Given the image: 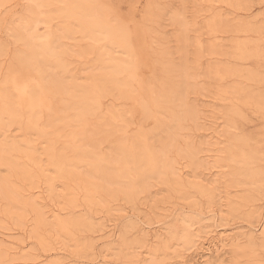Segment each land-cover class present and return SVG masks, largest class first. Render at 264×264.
I'll return each instance as SVG.
<instances>
[{"label": "bare ground", "instance_id": "6f19581e", "mask_svg": "<svg viewBox=\"0 0 264 264\" xmlns=\"http://www.w3.org/2000/svg\"><path fill=\"white\" fill-rule=\"evenodd\" d=\"M94 1L97 0L68 1L72 4V11H70L67 15L74 14L78 16V25H72L71 27L66 28V32H64L62 29H55L54 32H50L51 34L43 33V35H40L38 34L37 30L38 26L35 24L37 21L39 23L41 22V20L38 19L39 16H36V19L33 18V23L31 22L33 19L30 20L28 19L29 17L27 18V21L30 20L27 30V26L24 27L25 25H21L23 23V18L19 15V19L17 18V26L21 25V28H19L20 30L18 29L20 32L16 31V26L13 27V29L16 28V30H14L16 39L21 45V48H18L20 52H17L15 55L10 57L11 62L9 63V66L6 67V72H3L1 75L0 168L4 167L9 170V172L7 175L0 177V201H3L4 204L3 208L0 209V213L5 215V217L10 218L12 223L15 224L16 227H19V229L24 228L23 218L25 214L29 213V216L32 215V217H30L32 218L31 220L33 229L30 236L32 235L31 237L35 238L43 248H48L49 242L47 241L46 237L40 233L41 227H49L50 224L53 226L56 225L57 229L52 228L53 231H57V233L62 234L64 237H72L73 229H80L86 224L90 227H94L95 225L103 226V224L101 222L95 224L93 219L84 217L82 215L74 216L71 211L67 213H63L61 210L56 211L57 209L52 210L51 212L43 211L42 206H40L38 201H36L34 198L35 193L31 194L29 192V188L36 183L37 176L44 177L45 183L48 186L47 188L50 193H53L54 189L56 188L55 186H52L53 184L51 181L53 179H61L63 181L69 182V184L66 185L64 189L68 191L66 195L69 196L71 192L75 191L82 192L84 194V202L87 206L94 205L93 199L96 194H100L106 199H111L118 196L132 198L138 195V193L147 191V189L151 188L150 184L146 183L150 177H153V180H155L154 182H156L157 179L159 181L161 180L160 182H163L168 187V190H174V193L190 185L201 195L213 199L219 185V181H216L219 178L211 179L212 177H207L206 174L200 176L196 174V171L195 175H192V177L185 178L183 176L184 173L179 172V168L176 166V161L170 159V156L172 155H168L171 151H174L177 158L180 157L179 159H186L187 164L195 170L200 166L205 168V165H207L208 168V164H214L216 162L218 167H222L220 165L223 159L217 157L218 151L221 147L217 148L216 150L213 148L212 151H216V155L212 153L213 160L210 161V156H200V154H202V150H204V147L200 149V145L198 146L193 143L192 139L190 140V138L188 140L190 134L187 136L183 135V133L182 135L180 134L181 131L185 130L184 125L187 121L190 123L193 122V124H199V119L201 118L199 114L201 110H198V105L196 104L197 102L194 101L196 99H190L189 96L191 93L196 91L194 86L197 82H193L195 84L192 83V75L196 70L195 68L190 67V65L193 64H188V59L186 58V52L191 48L187 47V30L186 27L182 25L185 23V21L182 23V20L184 19L182 17L183 13L181 14L180 11V15L182 16L180 17L178 12V17H174V21L178 23L179 32L176 34L175 41L174 38H171L172 40L170 39V42L173 41L175 47L174 45L173 47L170 45L160 50L159 48L162 46L159 44L161 47L158 49L155 46V48L151 49L153 55L149 53L151 51L150 49L148 52L151 54V56L156 58V68L157 65H162V73H165L164 77L167 75L166 79H168L167 81L165 78V80L162 79L161 84L157 80L156 76V79L153 78L152 80L153 82L154 80L158 81L157 83H160V86L158 88L156 87V89L153 86L151 89L148 88L149 86H144V88L146 87L145 92H147V95H145L146 97L144 98L143 96L141 100L140 98H137V100L140 101L142 111L141 115L144 117V119H142L151 120L153 125L148 131H143L139 128L140 131L134 133L132 139H128L126 138L127 135L125 131L133 123V120L128 115V111L126 110L128 107L125 108L122 106H117L115 103L104 104L105 102H103L101 99L110 95L117 102L118 100L121 101L131 97L132 92H134L132 83L133 75L131 73V69L134 63V56L138 57L139 52L137 50L138 48H136V44L133 45L132 40L130 39L131 31H129V29L120 22H117L116 25H112V20L109 19L111 10H109L110 8H106L108 5H105L104 7L102 2L103 6L98 5L99 7H96ZM218 1L229 2L232 6H239V3L235 0ZM0 2L3 1L1 0ZM50 3H52L51 0H41L37 6L39 7L42 4L44 6V4L48 5ZM31 5L33 6V4ZM157 6V3H154L153 0H148L146 2L145 9H143L144 21H150V19H154L155 16H159V11L157 12V9L159 8H157ZM27 9H29V15H36V13L38 14L37 11L39 9L37 10V7H32L31 10L30 8ZM163 10L165 11V9ZM182 12H184V10H182ZM49 14L52 15H50L51 17L56 16L53 13ZM56 14L60 16L62 13L57 11ZM174 15H177V12H174ZM46 17L47 16H45V18ZM47 19L51 18L47 17ZM85 22L88 23L87 26L85 25ZM202 28L207 29L210 34L217 36L230 33L240 37L243 36L244 38L241 39L240 37H235V40H232L231 42L230 39H227L229 42H225V44L216 41L212 44H207L208 46L206 45V47L198 45L200 46L201 54L205 51L211 56H225L227 58H237L242 61L258 59L263 55L260 45H258L256 41L250 40V37H248L250 34H252V32L257 33V35H261V38L262 35H264V22L257 20L256 15H252L249 18L235 17L234 20H230L228 17H224L223 14L217 12L205 21ZM141 29L142 31L144 29L146 34L145 27H141ZM150 30L152 31V29ZM198 31L199 29L197 28L196 32L198 33ZM153 34L157 33L154 32ZM160 34L157 35L160 36ZM205 34L206 33H204V35ZM49 35H51V37ZM206 35L209 34L207 33ZM66 38L73 39L75 41L77 48L75 50L76 52L73 54L76 55V59L78 57V59H90V68L89 70L84 71L85 75L83 78H81L79 74L75 73L73 69H70L68 67V63L65 61L66 56L75 57V55L70 53V51L64 47ZM164 38H168V36H165ZM101 40H103L104 43H102L99 47H96L97 43ZM148 41L147 44L149 43ZM170 44H172V42ZM170 48H174L175 50L172 52ZM4 50V44L0 41V54H5ZM144 53L141 54V57H144L145 55L147 56V53ZM197 53L195 56L193 54V57L196 58L197 55L199 56ZM168 55L172 59L168 58ZM147 57L145 58L147 59ZM145 58H143V60ZM164 59L165 61H161ZM159 60L160 62L157 64ZM146 62L148 63V61ZM217 62H212V64L207 66L204 72V77H207L209 80H216L217 82L221 80V85L218 87L220 97H222L224 100H228L231 103V108L228 112H226L228 113V116H226L227 123L229 121L231 122L230 124L235 123L234 121L237 117L243 116L240 112V109L238 108V106L241 104L251 107L253 110H264V70H260L259 66L256 68L253 67V69H243L238 66H233L230 63ZM259 64L261 65V63ZM159 67L160 66H158V69L160 70ZM25 68L34 70L37 73L40 82L42 83V88L34 86L32 89L27 91L26 85L22 82V80L15 78V74L17 72H21ZM191 68L193 69V74L190 72ZM152 70L151 72L153 74L154 71ZM201 71L203 72L204 70ZM201 71L200 73L202 74ZM195 73H197V71ZM200 73L198 71L197 75ZM236 77L243 78L244 80L241 79L243 81H250V83H252L251 85H254V82L256 85L260 83L263 85V88H255L256 86L253 88H247L246 84L245 86L242 85L241 81L229 84L226 79H236ZM223 81H227L228 84H222ZM147 82L148 80L145 81V83ZM210 82L214 83V81ZM205 84L208 85L206 81ZM197 86L198 85L196 84V88ZM257 87L260 86L257 85ZM208 88L210 89V87ZM198 89L199 88H197V90ZM21 90H23L25 93L27 91L26 103H23L21 100ZM196 93L197 92H195V94ZM51 98L52 101L50 103ZM137 100L136 103H138ZM41 113H44V116H46V123L41 121ZM92 114H100L99 116H95V118L97 117V119H105L104 121L99 122L100 124L98 122H95L96 125L94 122L91 123L90 125L92 127L89 128L88 121L90 120V117H94ZM142 119L140 118V120L143 122ZM141 121H139L140 124L142 123ZM193 124L190 125V127H193ZM102 125H105L103 128L108 127V129L110 128L112 131L116 132L115 134H118V132L120 133L117 141H114V146L120 151V157H118V151L115 153L113 151L106 150V152L104 150L101 151L99 147L97 148V144L95 143L96 140L94 141V136L102 135L103 132V135L109 134L108 130L105 134V129L102 128ZM11 126H15L16 129H21L22 134L18 136L12 134V131L10 130ZM198 128L199 126H197L196 129ZM86 129L88 130L86 131ZM64 130H68V132L65 133ZM224 132L232 139L239 140L233 137V134H231L230 131L224 130ZM26 133L37 135L38 137L44 138L46 140V145L43 147L42 152L47 159L46 166L52 170L51 174L45 173V170L42 169V166L37 160L38 147L33 145L32 141L24 137ZM236 134H238V132ZM97 138L99 139L100 137ZM181 139L183 140V143L180 142ZM58 140H61V143H63L65 147L62 146L61 148H55V143ZM100 144L103 143L101 142ZM86 145L87 147H85ZM243 145L244 144L241 143V146ZM244 147L246 146L244 145ZM113 149L115 148L113 147ZM224 149L225 147H222L219 153H221V151H226ZM249 150L250 152L248 154L241 153L237 159L230 161L224 159V161L226 162L227 166L232 168V171L235 169V174L237 175L236 177L238 179H240L239 177H242L253 180V184L251 185H255L253 187L255 192H258V194L263 193L264 195V184L261 183V180L258 181L257 179L260 176L259 170H251L248 167L255 160V158L258 157V150L257 148H250ZM69 151L73 153L71 154ZM236 152L239 153V151ZM233 156L234 155H232V157ZM227 157L230 156L227 155ZM212 167L213 165L211 168ZM2 169L3 168L0 170ZM228 173L229 172H227V174ZM14 177L17 179L16 181H21L23 183L22 185L26 188L22 187V185L19 186L17 184L19 186L18 187L13 184L11 179ZM154 177L156 179H154ZM123 178H127V180L124 181ZM150 180L152 181V179H149V181ZM241 180L239 181L234 179L236 182L231 184H236L238 182L235 186H239L242 184ZM115 181H117L116 184ZM121 181L125 183L123 184ZM118 182L121 183L118 184ZM147 184H149L150 187ZM250 199H253L251 195H242L240 196V202L236 201L235 205L232 203L230 209L237 210V208L244 206L245 203H247ZM102 202L103 201H100L101 204ZM9 205H13V207L17 208V210L19 209L20 211H12L14 208H11V206L9 207ZM251 211L257 213L258 210L254 208L253 210H250V212ZM256 213H253V215ZM177 220L179 222L182 219L178 217ZM125 227H129V225H126ZM125 230L124 232H126ZM124 232L122 233L123 235L125 234ZM146 233L147 232H142L143 238L148 235ZM213 233L210 234L214 235ZM210 234L208 233V235ZM257 234H254V232L248 230L247 232L242 231L231 235L225 234L224 236H212L210 243H213L214 248H216L211 249L210 246L203 248V263H201L215 264L216 261L221 259L223 262L222 255L221 258L216 259L218 254L220 255V253H217L216 256V252L218 250V246L216 245L219 244L221 248L227 246V244L230 242V244H228L230 246H227L230 247L228 250L231 249L230 251L232 254V259H229L230 264H264V219H262L260 222V229L259 233ZM125 237L121 238L122 245L127 244ZM154 237L159 239L160 243H162L161 249L156 248L151 251L145 250V253L140 252L138 254H136V252L135 254H132V259L128 256L126 262L128 264H163L159 261L156 263L155 261L154 254L157 252V250L165 251L166 253L169 250L171 240L173 239H177L186 244H190L192 240H194L193 233H191L188 225L186 227L185 222H181V224L174 227L173 229L167 230L166 233L156 232ZM241 237L246 238H244L245 244H242V246H240V242H236L240 241L239 239H241ZM87 244H85V246ZM8 248L9 245L5 241L0 242V264H8L10 262ZM110 249L112 248L109 247V250ZM225 250H227V248ZM259 250L263 252L262 253L260 251L263 256L259 255ZM146 253L150 255L149 258H147ZM120 256L123 257L124 255ZM25 258H27V256H25ZM17 259L18 258H16V260ZM222 262L220 261V264Z\"/></svg>", "mask_w": 264, "mask_h": 264}, {"label": "rangeland", "instance_id": "374dc122", "mask_svg": "<svg viewBox=\"0 0 264 264\" xmlns=\"http://www.w3.org/2000/svg\"><path fill=\"white\" fill-rule=\"evenodd\" d=\"M2 1L3 2H0V41L4 44L5 54H0V69H1L0 81H1L2 73L6 72V67L9 66V63L11 62L10 57L15 55V53L20 52L18 48H21V45L19 44V41L16 39L15 36L16 28H17L16 31L18 32L20 30L19 28H21V25H25L24 27L27 26L26 29L28 30L29 21L35 18L36 16H39L38 19H40L41 22H43V23L41 22L39 23L37 21L35 23L36 26H38L37 30H38V34L40 35H43V33H50L51 31L54 32L55 29H62L64 32H66V28H69L72 25L73 26L78 25V16L74 14L67 15L70 11H72V4L71 2H68L69 0L68 1L51 0L52 3L48 5L44 4V6L43 4L42 5L40 4L41 6L39 7L37 5L38 3L41 2V0H2ZM147 1L148 0L94 1L96 7H99L100 5L101 6L104 5L105 7V5H108L106 6V8H110L109 10H111L109 19L112 20V25H116L117 22H120L125 27H127L129 31H131L130 39L132 40L133 45L136 44V48H138L137 50L140 54V55L138 54V57L134 56V60H133L134 63L131 69L132 70L131 73L133 75L132 83H133V91H134L132 92L131 97L125 99L127 101L118 100L116 102L115 99L109 95L103 97L101 100L105 102L104 104L115 103L117 106H122L125 108L128 107L126 110L128 111V115L133 120L132 121L133 123L125 131L127 135L126 138L132 139L134 133L139 132L140 129L143 131H148L150 129V127L153 124L151 120H146V119L143 120L144 117H142L141 115L142 111H141L140 101H138L137 98L138 99L140 98L141 100L143 96L144 98L146 97L145 95H147V92H145L146 87L144 88V86L147 87L149 86L148 87L149 89H151V87L153 86L156 89V87L158 88L160 86L161 80L166 79L167 75H165L164 77L165 73L164 74L162 73L163 70L161 69L162 65H157L156 68V64H155L156 58L151 56L152 54L151 49L155 47L158 49L159 47L162 46L161 48H159L161 50L170 45L171 47H173L174 43L173 41H171L172 44H170L171 43L170 39L174 38L175 41L176 34L177 32H179L178 23L174 21V17L175 18L176 16L178 17V12L180 15V11H181V14L183 13V16L180 15V17L182 16L184 18L182 20V23L185 21V23H183L182 25L185 26L187 30L186 31L187 42H188L187 47L192 49L189 50L190 52L189 51L186 52L187 53L186 58L188 59L187 62L188 64H193L190 65V67L195 68L197 73L198 71L200 73L201 70L204 71L203 72L201 71L202 74L200 73L199 75H197V73H195L196 71L194 72L192 71L193 70L192 68L190 70L191 73L192 72L194 73V74L192 73L193 74L192 75L193 79L191 78L192 83L197 82L196 83L198 85L197 88L200 89L197 90L196 84L193 83L195 84L194 87L196 91L193 92L194 94L189 93L190 99L195 98L196 100L194 101L197 102L196 104L198 105L197 106L198 110L199 111L201 110L199 112L201 118L200 119L198 118L200 120L199 124L197 123L198 120L196 122L197 124L195 123L193 124V122L190 123L189 121H187L188 124L186 122L184 125L185 130L181 131L180 134L182 135L183 133V135L186 136L190 134L188 140L189 138L190 140L192 139L193 143H195L198 146L199 145L201 146L200 149L204 147L203 148L204 150H202V154H200V156L208 155L210 156L209 158L210 161L213 160L212 153L216 155L215 153L216 151L214 152L212 151L213 148L216 150L217 148L221 147L220 148L221 150L222 147H225L224 150L226 151L224 152L221 151V153H219L220 152L219 150L217 154V157L223 159L220 165L222 167H218V164L216 162L214 164H208L210 166V167L208 166V168L207 165H205L206 166V167L204 166L205 168L200 166L196 170L187 164L186 159H183L182 157L181 158L183 160L179 159L180 157L177 158L174 151L173 152L171 151L168 155L170 154L172 155L170 156V159L176 161L177 163L176 166L179 168V172L184 173L183 176L185 178L192 177V175H195V171L196 174L200 176L206 174L207 177L209 176L210 178L212 177L211 179L219 178L218 180H216L219 181L218 182L219 185H218V189L215 192L216 194L214 199L201 195L195 188L191 187L190 185L174 193V190L172 191L168 190V187L163 182H162L163 184L160 182L161 180L159 181L157 179V181L154 182L155 180H153V177H150L149 179H152V181L150 180L151 181L150 182L148 179V182L146 183H149L151 188L147 189V191L138 193V195L132 198H124L122 196H118V197H113L111 199H106L104 196L100 194H96L93 199L94 205L87 206L86 203L84 202V194L82 192L75 191V192H71L72 194L70 193L69 196L66 195L68 191L64 189L65 186L69 184V182L63 181L61 179H53L51 181L53 184L52 186H55L56 188L54 189L53 193H50L48 191L47 188L48 186L45 183L44 177L37 176L36 183L29 188V192L31 194L35 193L34 198L36 199V201H38L40 206H42L43 211L51 212L52 210H56V209H57L56 211L61 210L63 213L65 212L67 213L71 211V213L74 216L82 215L87 218L89 217L93 219V221H95V224L101 222L103 226L95 225L94 227H90L89 225L86 224L80 229H73L72 237H68V236L64 237L62 236V234L57 233V231H53L52 228L57 229L56 225L53 226L52 224H50L49 227L48 226L41 227L40 233H42V235L46 237L47 241L49 242V247L43 248L35 238L31 237L32 235L30 236V234H32V229H33L32 220H31L32 215H30L31 216L30 217L29 213L25 214L23 218L24 228L19 229V227H16L15 224L12 223V220L10 218L5 217V215H2L0 213V242L5 241L9 245L8 252L10 255V262L8 264H128L126 262L128 256L129 258L132 259L133 258L132 254H135L136 252H137L136 254H138L140 252L145 253V250L151 251L156 248L161 249L162 243H160L159 239L154 237L156 232L166 233L167 230L173 229L174 227L181 224V222H185L186 227L187 225L189 226L191 233H193L194 240H192L190 244L188 243L186 244L177 239L171 240L169 246L170 248L166 253L165 251H161V250H157V252H155L154 254L155 261L156 263H158L159 261L160 263L163 264H193V263L202 264L203 263L202 255H204L202 249L207 246H210L211 249L216 248V247L214 248L213 243H210V240H212L211 239L212 236H219V235L224 236L225 234L231 235L242 231L247 232L248 230L254 232V234L259 233L260 222L262 221V219H264V195L263 193L258 194V192H255L253 188L255 185L254 186L251 185L253 184L252 183L253 180L250 179L251 180L250 182L249 178L245 179L242 177H239L240 179H238L236 177L237 175L235 174V169L234 171H232V168L226 165L224 159H227V161L237 159L241 155V153L248 154L250 152L249 150L250 148H257L258 157L255 158V160L248 167L251 170H256V169L259 170L260 176L257 179L258 181L261 180V183L264 184V110H253L251 107L241 104L238 106V108L240 109V112L242 113L243 116L237 117L234 121L235 123L230 124L231 122L229 120H228L229 122L227 123L226 116H228L227 115L228 113L226 112H228L229 109L231 108V103L228 100H224L222 97H220L218 87L221 85V80L219 82H217L216 80H209L207 79V77L206 78L204 77L205 75L204 72L207 66L212 64V62L214 63L215 61L216 62L218 61L217 63L219 62L230 63L233 66H238L243 69L245 68L253 69V67L256 68L259 66L260 70H264V35H262L261 38L260 37L261 35H257V33L252 32V34L248 36L250 37L249 38L250 40L256 41L257 44L260 45V48L263 51V55L260 58L253 60L242 61L237 58L236 59L231 57L227 58L225 56H219V57L216 55L211 56L207 54L205 51L201 54L200 46L198 45H202L206 47L207 44L209 45L216 41L225 44V42H229V40L227 39H230L231 42L232 40H235V37L238 38L240 37L230 33H227L226 35L217 36L214 34H210L207 29L202 28L205 21L217 12L223 14L224 17H228L230 20L231 19L234 20L235 17L249 18L252 15H256L257 20H261L264 22V0H235L236 2L239 3V6H232L229 2H223L218 0L217 1L216 0H153L154 3L156 2L157 5L159 6V7L157 6V8H159L157 9V12L159 11L158 14L159 16L157 17L155 16L154 19H150L151 22L144 21L143 9H145V5ZM229 1H233V0H229ZM31 4H33V6ZM31 6L35 8L37 7V10L39 9L38 11L36 10L38 14L37 13L36 15L33 14L34 16L32 14L29 15L30 12L29 9L27 8H30L31 10L32 9ZM163 9H165V11ZM182 10H184V12H182ZM57 11L61 12L62 14L58 16V14H56ZM174 12H177V15H174ZM49 13H53L57 17L56 16L51 17L52 15ZM19 15L20 17L22 16L23 23L17 26L18 24L17 18L19 19L18 17ZM45 16L50 17L51 19H47V17L45 18ZM27 18L30 20L27 21ZM142 20L143 22L146 23H143ZM33 21L34 19L31 22L33 23ZM153 23L157 25H154ZM85 25L87 26L88 23L85 22ZM15 26L16 28H14L15 29L14 30L13 27ZM141 27H145L146 34L144 32V29L142 31ZM196 27L199 29L198 33L196 32L197 31ZM150 29H152V31ZM154 32L157 34L160 33L161 34L159 36L157 34H153ZM203 32L206 34L208 33L209 35L206 34L204 35ZM148 33L152 36H150ZM162 34L163 36L164 35L166 37L168 36V38H164L165 36L163 37ZM49 36L51 37V35ZM240 38L243 39L244 37L241 36ZM66 40L64 42L65 43L64 47L65 49L67 48V50H69L70 53L73 54L74 52H76L75 50L77 48V46L75 45V41L73 39H68V38H66ZM147 41L149 42L148 44ZM102 43H104L103 40L98 42L96 47H99ZM149 49L151 50L150 52ZM170 50L173 52V50L175 49L170 48ZM144 51L145 53H147L148 57L146 55L145 56L143 55L144 57H141V54L144 53ZM148 52L151 54H149ZM196 53L199 54V56L198 55L196 56L197 59L193 57V54L195 56ZM145 57H147V59ZM150 57L151 59L153 58L155 61L153 59L151 60ZM78 58L76 59V55L75 57L66 56L65 61L66 63H68L69 65L68 67L70 69H73L75 73L79 74V76L83 78V76L85 75L84 71L89 70L90 68L89 67L90 59L89 58L82 59L81 57H80L81 59ZM143 58L145 59L143 60ZM168 58L172 59L171 57H169V55ZM146 61H148V63ZM161 61H165V59ZM159 62L160 60L157 62V64H159ZM259 63H261V65ZM158 66H160L159 67L160 70L158 69ZM151 70L154 71L153 74ZM156 76H157V80L160 82L159 84L157 83L158 81L154 80L153 82L152 80L153 78L156 79ZM15 78L22 80V82L26 85L27 91L32 89L34 86L40 88L43 87L37 73L29 68L28 69L25 68L21 72H17L15 74ZM226 79L229 84L241 81L242 85L245 86L246 84L247 88L248 87L253 88L255 86H256L255 88H263L262 84L260 83L257 84L260 87H257L255 82L254 85H251L252 83H250V81H243L244 79L241 77L238 78L236 77V79L234 78L232 79L226 78ZM228 79L232 81H229ZM147 80L148 82L145 83V81ZM167 80L168 79H166V81ZM205 81L208 85L205 84ZM210 81H214V83ZM227 81L225 82L223 81L222 84L224 85L228 84ZM208 87H210V89ZM27 91L26 93L23 90L20 91V95L22 97L21 100L23 103H26ZM195 92L197 93L195 94ZM136 100L138 101V103H136ZM51 101L52 98L50 99V103ZM67 101H71V100H67ZM52 103L55 104L54 102ZM40 115H41L40 117L41 121L46 123L47 118L46 116H44V113H41ZM93 115L94 114H92V116ZM97 115L99 116L100 114ZM97 115H94V117H90V120L88 121L89 128L92 127L90 124L93 122L95 124V122L99 123L104 121L105 118L102 119H97V117L95 118V116ZM140 118L141 119L143 118L142 119L143 122L140 120ZM139 121H141L143 124L142 123L140 124ZM192 124L193 127L192 126L190 127V125ZM104 126L105 125H102V128ZM197 126H199L200 129L199 128L196 129ZM193 128H195L196 130ZM103 129H105L104 130L105 134L107 130L109 134L103 135L104 134L103 132V134L99 136L97 135L98 133L94 134L97 136L93 135L95 137L94 141L96 140L95 143L97 144V148L99 147L101 151L108 150V151H113L115 153L118 151L119 152L118 157H120L121 156L120 151L117 150V148L114 146V141H117L120 133L118 132V134H115L116 132L112 131L110 128L108 129V127ZM10 130L12 131V134L16 136L22 134L21 129H16L15 126H11ZM87 130L88 129H86V131ZM224 130L230 131V133L233 134V137L239 140L232 139L228 134H225ZM64 131L65 133L68 132V130H64ZM237 132L238 134H236ZM24 137L32 141L33 145L38 147L37 160L42 166V169L45 170V173L51 174L52 170L46 166L47 159L42 152L43 147L46 145V140L31 133H26ZM97 137L100 138L98 139ZM229 138L231 143L229 141ZM61 142H62L61 140H58L55 143L56 145L55 148H61L62 146H64L63 143ZM101 142L103 144H100ZM180 142L183 143V140L181 139ZM229 143L230 145L231 144L232 145L230 146ZM241 143L244 144L246 147H244V145L241 146ZM85 147H87V145ZM113 147L115 149H113ZM234 151L235 152L239 151V153L238 152L235 153ZM69 153L72 154L73 152L69 151ZM227 155L230 157H227ZM232 155L234 156L232 157ZM212 165L213 167L211 168ZM255 165L258 167H256ZM1 168L3 169L0 170V177H2L3 175H7L9 170H7L4 167ZM227 172H229L228 173L229 175L227 174ZM154 179L156 178L154 177ZM234 179L235 180L237 179L239 181L242 179L241 183L243 185L240 184L239 186H235L238 182L236 184H231L236 182L234 181ZM16 180L17 179L15 177L11 179L12 183L15 184L16 186L18 185L21 186L23 184L21 181H16ZM123 180L126 181L127 178H123ZM121 182L123 183V181ZM121 182H118V184ZM116 183L117 181H115V184ZM149 184L147 185L149 186ZM22 187L25 186L22 185ZM242 195H251L253 199L252 200L250 199L247 203H245L244 206L237 208V210L235 209L231 210L230 209L231 204L233 203V205H235L236 201L240 202L239 201L240 196ZM100 201H103L102 204L100 203ZM3 205H4L3 201L2 202L0 201V209L3 208ZM10 206L11 208H14L12 211L14 210L20 211L19 209L17 210V208L13 207V205H9V207ZM254 208L258 210L257 213L252 211L250 212V210H253ZM253 213L256 214L253 215ZM178 217L182 219L179 222L177 220ZM182 217L184 218L186 217V218L184 219ZM124 225L125 226L129 225V227H125ZM124 230L126 232H124ZM123 232L125 233L124 235L122 234ZM142 232H147L146 234L148 235L143 238ZM208 233L209 234L213 233L214 235L210 234L211 235L210 236L208 235ZM122 237H125V241H127V244L125 245L121 244ZM244 238L241 237V239H239L240 241H236V242H240L239 244H241L240 246H242V244L243 245L245 244L244 242L246 238L245 239ZM85 244L87 245L85 246ZM228 244H230V242ZM228 244L227 246H230ZM216 246H218L216 256L217 253H220V255L218 254L217 256L218 258L216 256L215 257L216 259H219L221 258L222 255L223 262L221 259L216 261L215 264L218 263L220 264V261L222 262L221 264H228V263L230 264L229 259H232L231 257L232 254L230 251L231 249L228 250L230 247L224 246L220 248L219 244H217ZM109 247H111L112 249L109 250ZM224 248L225 249L227 248V250H225ZM119 251L121 252V254ZM260 251L261 250L258 251L259 255L263 256L262 254L263 252L261 251L262 252L261 253ZM51 253H55L56 255ZM40 254L43 256H41ZM120 255H124V256L121 257ZM146 255L147 258H149L150 255H148L147 253ZM25 256H27V258H25ZM16 258L18 259L16 260Z\"/></svg>", "mask_w": 264, "mask_h": 264}]
</instances>
